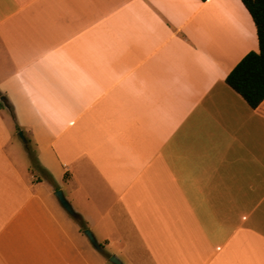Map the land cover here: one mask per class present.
Wrapping results in <instances>:
<instances>
[{
  "label": "crops",
  "instance_id": "0c3cea01",
  "mask_svg": "<svg viewBox=\"0 0 264 264\" xmlns=\"http://www.w3.org/2000/svg\"><path fill=\"white\" fill-rule=\"evenodd\" d=\"M258 51L241 0H0V264H264Z\"/></svg>",
  "mask_w": 264,
  "mask_h": 264
},
{
  "label": "trees",
  "instance_id": "16d2710c",
  "mask_svg": "<svg viewBox=\"0 0 264 264\" xmlns=\"http://www.w3.org/2000/svg\"><path fill=\"white\" fill-rule=\"evenodd\" d=\"M201 1L205 2L207 0ZM241 2L249 12L255 25L259 51L248 53L229 73L226 82L244 98L251 108L255 109L264 100V0H241ZM4 108V103L0 102V110ZM7 108L12 112V108L9 105H7ZM21 130L16 125V131L19 132ZM29 144L30 141L27 139V152H30ZM30 170L37 182L45 180L53 185L55 191L58 190L51 176L39 166L36 158L31 162ZM75 222L81 230L86 229V225L81 220H75Z\"/></svg>",
  "mask_w": 264,
  "mask_h": 264
},
{
  "label": "water",
  "instance_id": "95a60500",
  "mask_svg": "<svg viewBox=\"0 0 264 264\" xmlns=\"http://www.w3.org/2000/svg\"><path fill=\"white\" fill-rule=\"evenodd\" d=\"M0 101L4 103V105L7 107V102L4 97H0ZM18 136L23 141V143H26V139L23 135V132H18ZM55 198L58 200L59 204L62 206V208L67 212V214L73 218L74 220H81V217L79 214L74 210L71 203L67 200V198L64 195V192L62 190H57L54 192ZM83 234L87 237L88 241L92 245V247L97 250L98 252H102V248L99 245L98 241L96 240L94 234L90 229H85L83 231ZM108 261L111 264H122V262L115 256L109 257Z\"/></svg>",
  "mask_w": 264,
  "mask_h": 264
},
{
  "label": "rangeland",
  "instance_id": "374dc122",
  "mask_svg": "<svg viewBox=\"0 0 264 264\" xmlns=\"http://www.w3.org/2000/svg\"><path fill=\"white\" fill-rule=\"evenodd\" d=\"M2 97L5 98V96H2ZM12 112L14 114V111L13 110H12ZM8 117L10 118V116H8ZM16 133L17 132H15V134H14V139H15V141H18V144H21L22 145V143H21L22 141H21V139H19V137H17V134ZM22 147H24V148H22L23 149L22 152L24 153L25 156L22 155L21 163L23 165V161H25L28 164V169H29L31 162L34 161L35 156H36V147L32 143L29 144L30 152H29L28 156H26L27 155L26 153H28L27 150H26V146L24 145ZM23 157H24V160H23Z\"/></svg>",
  "mask_w": 264,
  "mask_h": 264
}]
</instances>
